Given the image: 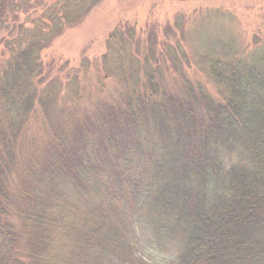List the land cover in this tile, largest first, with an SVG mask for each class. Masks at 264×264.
Listing matches in <instances>:
<instances>
[{"label":"trees","instance_id":"16d2710c","mask_svg":"<svg viewBox=\"0 0 264 264\" xmlns=\"http://www.w3.org/2000/svg\"><path fill=\"white\" fill-rule=\"evenodd\" d=\"M31 1L0 0V30ZM100 1L47 6L52 38ZM34 30L0 62V264H264V49L192 67L180 19L126 24L64 75Z\"/></svg>","mask_w":264,"mask_h":264},{"label":"rangeland","instance_id":"374dc122","mask_svg":"<svg viewBox=\"0 0 264 264\" xmlns=\"http://www.w3.org/2000/svg\"><path fill=\"white\" fill-rule=\"evenodd\" d=\"M61 1L33 0L20 8L16 23L9 30H0V62L14 54L16 44L37 32L35 24L45 35L41 38L50 42L41 51L43 66L47 71L61 69L64 75H73L80 67H92L88 72L91 74L96 67H102L104 56L113 52L112 44L117 46L111 34L123 30L126 24L136 26L138 34L147 25L172 27L180 19L183 49L192 67L199 66L205 47H213L217 40L230 43L235 52L264 49V0H102L80 24L52 38L58 28L44 18L43 11ZM44 22L48 28H44ZM162 33L159 39L164 41ZM169 38L166 43L174 44V39Z\"/></svg>","mask_w":264,"mask_h":264}]
</instances>
